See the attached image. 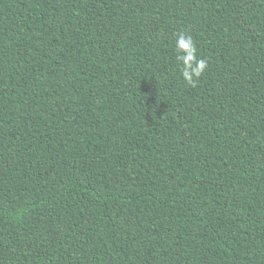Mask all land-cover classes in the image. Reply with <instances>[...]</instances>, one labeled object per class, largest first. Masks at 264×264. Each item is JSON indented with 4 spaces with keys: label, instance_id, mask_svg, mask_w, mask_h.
Instances as JSON below:
<instances>
[{
    "label": "trees",
    "instance_id": "1",
    "mask_svg": "<svg viewBox=\"0 0 264 264\" xmlns=\"http://www.w3.org/2000/svg\"><path fill=\"white\" fill-rule=\"evenodd\" d=\"M0 264H264V0H0Z\"/></svg>",
    "mask_w": 264,
    "mask_h": 264
},
{
    "label": "clouds",
    "instance_id": "2",
    "mask_svg": "<svg viewBox=\"0 0 264 264\" xmlns=\"http://www.w3.org/2000/svg\"><path fill=\"white\" fill-rule=\"evenodd\" d=\"M176 61L184 82L196 87L208 68V61L198 56V47L190 34L180 32L175 40Z\"/></svg>",
    "mask_w": 264,
    "mask_h": 264
}]
</instances>
